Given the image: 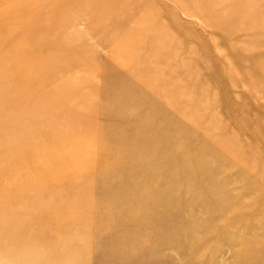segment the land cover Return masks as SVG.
Returning a JSON list of instances; mask_svg holds the SVG:
<instances>
[{
  "label": "rangeland",
  "instance_id": "obj_1",
  "mask_svg": "<svg viewBox=\"0 0 264 264\" xmlns=\"http://www.w3.org/2000/svg\"><path fill=\"white\" fill-rule=\"evenodd\" d=\"M0 264H264V0H0Z\"/></svg>",
  "mask_w": 264,
  "mask_h": 264
}]
</instances>
